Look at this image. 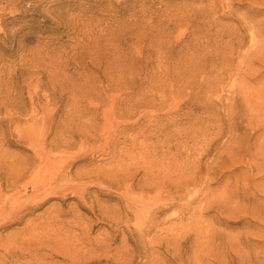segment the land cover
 <instances>
[{
    "label": "rangeland",
    "instance_id": "374dc122",
    "mask_svg": "<svg viewBox=\"0 0 264 264\" xmlns=\"http://www.w3.org/2000/svg\"><path fill=\"white\" fill-rule=\"evenodd\" d=\"M0 264H264V0H0Z\"/></svg>",
    "mask_w": 264,
    "mask_h": 264
}]
</instances>
